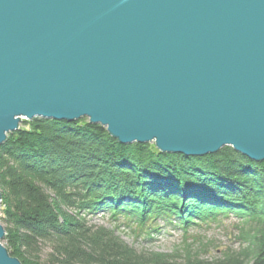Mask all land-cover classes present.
<instances>
[{
  "label": "water",
  "instance_id": "obj_1",
  "mask_svg": "<svg viewBox=\"0 0 264 264\" xmlns=\"http://www.w3.org/2000/svg\"><path fill=\"white\" fill-rule=\"evenodd\" d=\"M36 117L264 161V0H0V146Z\"/></svg>",
  "mask_w": 264,
  "mask_h": 264
},
{
  "label": "trees",
  "instance_id": "obj_2",
  "mask_svg": "<svg viewBox=\"0 0 264 264\" xmlns=\"http://www.w3.org/2000/svg\"><path fill=\"white\" fill-rule=\"evenodd\" d=\"M30 123L0 146L3 240L23 264H172L135 254L114 231L72 214L98 211L145 231L152 218L182 228L249 216L256 235L248 264H264V161L230 146L188 157L152 143L123 145L86 118Z\"/></svg>",
  "mask_w": 264,
  "mask_h": 264
},
{
  "label": "rangeland",
  "instance_id": "obj_3",
  "mask_svg": "<svg viewBox=\"0 0 264 264\" xmlns=\"http://www.w3.org/2000/svg\"><path fill=\"white\" fill-rule=\"evenodd\" d=\"M30 121H22L20 128H30ZM15 132H9L8 137ZM1 208H4L2 202ZM3 212H0V224L4 226L1 222ZM72 214L87 224L104 228L106 232L114 231L113 236L118 237L135 254L168 259L172 264H248L255 249L251 242L256 235L253 228L255 225L246 222L249 216L241 217L235 213L219 215L216 220L182 228L152 218L146 224V231L142 228L133 229L131 224L135 223L123 217H115L111 212ZM258 238L256 242L261 241V237ZM1 243L6 245L5 240H1Z\"/></svg>",
  "mask_w": 264,
  "mask_h": 264
}]
</instances>
